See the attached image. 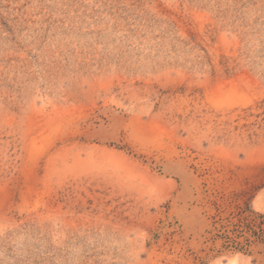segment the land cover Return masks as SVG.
<instances>
[{
  "label": "rangeland",
  "instance_id": "374dc122",
  "mask_svg": "<svg viewBox=\"0 0 264 264\" xmlns=\"http://www.w3.org/2000/svg\"><path fill=\"white\" fill-rule=\"evenodd\" d=\"M247 208L264 0H0V264H264Z\"/></svg>",
  "mask_w": 264,
  "mask_h": 264
},
{
  "label": "trees",
  "instance_id": "16d2710c",
  "mask_svg": "<svg viewBox=\"0 0 264 264\" xmlns=\"http://www.w3.org/2000/svg\"><path fill=\"white\" fill-rule=\"evenodd\" d=\"M237 223H231V231H225V238L231 242V246L242 251L247 250L245 247H250L255 243L264 244V215L254 212L252 209L247 208L239 214ZM234 234V238L229 237ZM244 238L245 245L241 246L237 243L236 239ZM253 238L254 240H251ZM228 243L226 246H229Z\"/></svg>",
  "mask_w": 264,
  "mask_h": 264
}]
</instances>
